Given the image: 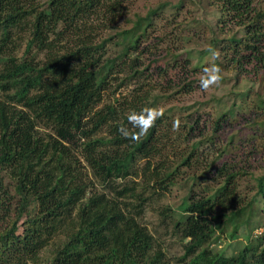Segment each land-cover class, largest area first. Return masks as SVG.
I'll return each instance as SVG.
<instances>
[{
  "label": "trees",
  "instance_id": "trees-1",
  "mask_svg": "<svg viewBox=\"0 0 264 264\" xmlns=\"http://www.w3.org/2000/svg\"><path fill=\"white\" fill-rule=\"evenodd\" d=\"M189 1L187 23L178 19L184 0L145 18L133 0H0V264H264V233L256 234L264 224L254 220L264 216V174L233 159L235 132L220 142L249 96L264 104V0ZM123 19L131 25L116 27ZM201 31L235 88L215 98L211 125L201 124L206 103L197 101L169 108L185 110L179 131L164 112L138 141L126 138L136 131L133 112L191 94L197 80L189 61L180 64L190 51L174 48ZM163 50L174 61L145 68L143 56ZM172 73L179 88L171 91ZM134 84L135 95L96 110L113 86ZM249 173L258 191L245 202L235 184ZM174 188L182 198L155 209L152 229L148 209ZM230 225L232 239L249 232L232 257L215 249ZM168 238L180 256L166 254Z\"/></svg>",
  "mask_w": 264,
  "mask_h": 264
},
{
  "label": "rangeland",
  "instance_id": "rangeland-1",
  "mask_svg": "<svg viewBox=\"0 0 264 264\" xmlns=\"http://www.w3.org/2000/svg\"><path fill=\"white\" fill-rule=\"evenodd\" d=\"M167 1L176 2L178 0H133V10L135 12H138L143 18H145L150 9H157L159 6L166 3ZM184 1L185 7H183L182 15H180L178 19H181L179 21L188 23L191 19L189 15L192 13L191 11L194 6L190 3L189 0ZM166 13L169 14L168 11ZM165 15L166 14L164 13L163 17L158 19V29H162L160 25L164 23ZM132 17L133 15H131V18ZM210 19H212V23H215V16L214 18L212 16ZM116 24L118 25L116 27L119 28H124L131 25L128 24L124 19L122 21H118ZM171 30L172 28L167 29V31ZM109 34H111L110 31L107 32V35ZM156 34L159 35L160 31H155L154 35ZM171 38H175V35ZM175 46V53L185 49H188V51H190L189 53L187 52L185 55L182 56L180 64H185L183 63L184 61H189L188 67H190V75L192 74L193 77L196 78L197 82L193 85L194 88L191 94L185 96L183 93H178L175 94V96L173 97H166L163 100L159 101L158 107L163 108L164 112L167 113L168 116H173L176 118L180 114L185 113V110L181 108L169 110L170 107L185 104L195 105L197 101L205 102L206 104L200 107L198 110L200 111L199 114H201L204 118L201 121V124L204 126L206 124L210 126L212 118H214L217 109V103L215 102V98L221 97L230 89H235L234 80L232 81L227 78L230 77V75H228L227 72L223 71L221 75L227 78L224 82L220 81L218 84L211 86L206 92L200 88V80L201 77L204 75V69L210 67L211 64H213L212 56L205 51L208 47V40L207 36L204 33L202 34V31L199 34H188L183 42L177 40L175 42ZM160 50H162V48H160ZM163 52L164 54L161 51L162 55L158 56V58H154V56L152 55H149L148 58H146V56L144 55L142 60L145 63V68L148 67V63L155 65H163V63L167 60L165 59L166 57L174 61V58L170 53H168V51L166 52V50H163ZM171 77L174 78L173 82L165 86V88L167 90L172 91L173 89H178L179 87H177L178 80L174 73L171 74ZM153 83H155V81L149 85L151 89L152 87H154ZM166 84H168V82ZM56 85L60 88L64 85V83L57 80ZM135 87L136 86L134 84L129 86L128 88L122 87L117 90H114L116 89V86H113L110 91L106 92L102 102L98 105L96 110L104 109L109 103H113L115 99L122 100L123 96H130L132 92L135 95ZM156 87L159 88L158 85H156ZM245 87L242 88L244 89ZM139 92L142 93V91ZM263 114L264 104L258 99V97H255L254 95L249 96L246 100V107L243 108V113L240 114L238 117L230 120V122L226 124V127L223 128L220 133L221 143L222 141L225 143L228 140L229 134L234 132L236 133L235 143L237 144V148L232 151L231 156L234 160L239 162V165L246 167V169L250 173H253L255 177L264 174V124L258 126L259 130L257 131L256 126L254 129L251 127L250 120L258 116L259 119H262L261 116ZM103 130L104 131L101 134H107V128L105 127ZM227 148L229 149L230 147ZM250 173L249 175L238 178L235 184L237 186V193L239 197L242 199V201L245 202L253 198V196L258 191L257 182L255 181L253 176L250 175ZM181 195L182 192L178 191L177 188H174L171 194H168L166 197L162 198V200L158 201V203H155V208L152 207L148 209L144 217V221H146V223L151 225V228L154 229L153 227H155L159 222L158 215L155 209L158 210L162 209L164 206L171 205L177 206L178 202L182 198ZM259 205H264V202L261 201ZM259 217L260 215L254 216V220L257 222L260 221L261 224H264V216L261 214V219H258ZM256 224L258 223L251 224V227ZM232 229L233 228L230 225L226 230L227 233L217 234L220 236V241L215 247V249L222 250L223 253L229 257L236 255L247 245V236L249 234L247 226L242 227L239 229L236 238L232 239L230 237ZM253 235H255V233H253ZM165 249L166 254L170 257L180 256L183 252L180 244H178L172 238H168Z\"/></svg>",
  "mask_w": 264,
  "mask_h": 264
},
{
  "label": "clouds",
  "instance_id": "clouds-1",
  "mask_svg": "<svg viewBox=\"0 0 264 264\" xmlns=\"http://www.w3.org/2000/svg\"><path fill=\"white\" fill-rule=\"evenodd\" d=\"M212 59L214 61L219 60L221 53L218 50L209 49ZM222 69L218 64L213 63L210 67L204 69V75L200 80V88L203 91H207L211 86L218 84L221 79ZM164 109L161 107H145L140 112H133L129 116V123L136 130L134 134L126 137L132 141H138L142 136L146 135L147 132L155 126L157 119L163 117ZM181 121L179 117L173 120L172 130L174 132L179 131Z\"/></svg>",
  "mask_w": 264,
  "mask_h": 264
},
{
  "label": "built area",
  "instance_id": "built-area-1",
  "mask_svg": "<svg viewBox=\"0 0 264 264\" xmlns=\"http://www.w3.org/2000/svg\"><path fill=\"white\" fill-rule=\"evenodd\" d=\"M263 233H264V228L258 229V230L256 231V234H257V235H262Z\"/></svg>",
  "mask_w": 264,
  "mask_h": 264
}]
</instances>
